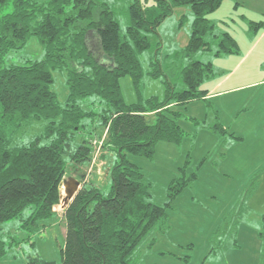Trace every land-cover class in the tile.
Instances as JSON below:
<instances>
[{
	"label": "trees",
	"instance_id": "1",
	"mask_svg": "<svg viewBox=\"0 0 264 264\" xmlns=\"http://www.w3.org/2000/svg\"><path fill=\"white\" fill-rule=\"evenodd\" d=\"M109 1L0 0V258L8 251L1 224L18 220L30 235L42 232L45 222L56 216L64 177L76 169L82 186L64 211L65 247L59 264H142L138 247L154 230L169 229L174 199L197 179L196 171L182 167L168 187L167 201L154 203L151 183L128 155L153 159L160 142L182 143L186 132L178 123L182 113L176 107L209 102L202 86L216 71L201 55L211 50L212 42L217 41L216 57L240 54L235 37L216 34L208 18L225 0H153L150 7L130 0L125 31ZM180 7H190L195 15L192 33L166 70L179 76L184 89L176 91L166 79L164 101L153 97L127 104L120 79L129 75L140 88L144 73L139 55L151 48L150 34ZM249 27L258 32L264 21H250ZM90 32L99 37L103 61L87 45ZM32 38L41 44L43 58L8 63V55L23 50ZM151 66L154 77L164 75L157 60ZM57 71L66 77L64 102L52 88ZM40 121L45 123L42 133L21 139ZM210 129L242 139L229 132L218 115ZM93 140L101 141L100 149L113 157L106 193L86 181L82 169L92 163L98 147ZM246 210L244 199L226 215L210 239L205 260L238 246L235 237ZM229 237L234 239L231 244ZM259 237V264H264V215ZM27 264L58 263L34 256Z\"/></svg>",
	"mask_w": 264,
	"mask_h": 264
},
{
	"label": "rangeland",
	"instance_id": "2",
	"mask_svg": "<svg viewBox=\"0 0 264 264\" xmlns=\"http://www.w3.org/2000/svg\"><path fill=\"white\" fill-rule=\"evenodd\" d=\"M140 1L147 7L153 5V0ZM131 2L109 1L123 31L129 23L127 9ZM194 18L190 7L177 8L158 27L157 33L150 34L151 48L139 55L144 73L140 88L134 85L129 75L120 79L122 95L127 104L146 103L153 97H156V101H164L166 79L174 85L176 91L184 89L179 76L168 74L166 69L189 42ZM208 18L216 25V34H232L240 47V54L232 55L231 58L216 57L217 41L212 42L211 50L201 55L204 62H213L216 76L210 81L223 79L233 72L234 78L232 77L225 88L236 84L234 80L239 85L254 84L228 96L233 103L231 111L236 119L233 131L242 139L236 140L229 134L220 135L210 129L218 115L215 101L197 100L176 107L182 113L178 123L186 132L179 146L160 142L153 159L128 155L151 183V201L157 204L167 201L168 187L182 167L188 172H197L194 186L185 188L172 203L169 229L166 232L154 230L138 247L142 264H212L217 261V257L221 264H259L260 261L262 241L259 229L261 215L264 214V29L254 32L250 29L249 22L264 21V0H225ZM87 45L98 61H103L104 55L96 32L89 33ZM43 55L44 51L38 39L32 38L23 50L10 53L7 61L10 64H24L29 59H41ZM232 57L237 62L243 58L234 71L233 67L221 66ZM156 60L165 72L160 77L152 75L151 62ZM245 74L247 78L241 79ZM54 79L52 88L61 102H64L68 95L66 77L57 71ZM44 126V122L35 123L21 135V139L42 133ZM94 139L98 140L99 136L95 135ZM100 145L98 143L96 151H93L91 165L82 169L86 181L96 184L106 193L111 187L109 172L113 157L104 149L99 150ZM79 173L76 169H71L64 177L61 202L54 209L56 216L45 222L46 227L42 232L30 235L20 227L18 220L1 224L8 251L0 258V264H27L28 259L34 256L61 263L66 235L64 211L71 201L67 199L69 191L76 193L82 186ZM244 199L250 209L238 225V234L235 237L241 247L231 252L232 261L229 260L230 255L223 257L222 254L211 255L205 260L213 233L236 203ZM153 237L155 243L148 249V241ZM231 241H234L233 237L228 238V244ZM173 242L183 245L175 248L172 246ZM168 250L174 253L165 255H171L173 261L170 256L162 255Z\"/></svg>",
	"mask_w": 264,
	"mask_h": 264
},
{
	"label": "crops",
	"instance_id": "3",
	"mask_svg": "<svg viewBox=\"0 0 264 264\" xmlns=\"http://www.w3.org/2000/svg\"><path fill=\"white\" fill-rule=\"evenodd\" d=\"M263 36H264V32H263ZM226 58H231V56H227ZM242 59L239 62H237V59H233V57H232V59H227V61H224V64H222L221 66L233 67L232 68V71H234V69L242 61ZM232 74H233V72H230L229 74H227L226 76H224L223 79H220L219 78L217 80L209 81L208 84L205 85L204 89H206L208 91L207 96H206L207 100H209L211 102H212V100L215 101V106H216L215 109H216V112L218 114L219 120L229 130V132H232V133L235 134V132L233 131L234 130L233 127H235L236 119L233 117L234 113L231 111V105L233 103L230 102V99H228V96L234 94L237 90H239V89H241L243 87H246L247 85H254V84L239 85V84H237V81L234 80L235 81L234 83H236V84H232L233 86L228 87V88H225V85H227L228 82H230L232 80V77L234 76V74L233 75ZM246 78H247L246 74L241 77V79H246ZM262 83H264V81ZM225 139H227V138H224V140ZM90 172H91V170H90ZM249 209L250 208L247 207V210L245 212V216H244L243 219H245L246 215L249 213L248 212ZM263 215H261V216H263ZM223 220H222V222H223ZM222 222H221V224H222ZM237 234H238V230H237ZM180 245H183V244H178V243H175V242L172 243V246H174L175 248H176V246H180ZM240 247L241 246L238 243V246L237 247L231 246L226 251L225 255H227V257L230 255L229 256V260L230 261H232L231 258L233 256V255H231V252H235L234 250H238ZM165 253L173 254L174 253L173 251H171V250L164 251L162 253V255H164V256H170L172 258V261L174 260L171 255H165ZM155 254H158V253L155 252ZM225 255H223V257H225ZM219 260L220 259L217 257V261H213L212 264H221V261H219Z\"/></svg>",
	"mask_w": 264,
	"mask_h": 264
},
{
	"label": "water",
	"instance_id": "4",
	"mask_svg": "<svg viewBox=\"0 0 264 264\" xmlns=\"http://www.w3.org/2000/svg\"><path fill=\"white\" fill-rule=\"evenodd\" d=\"M76 185H79V182H76ZM75 195V191L71 190L69 191V197L67 199L71 200Z\"/></svg>",
	"mask_w": 264,
	"mask_h": 264
},
{
	"label": "built area",
	"instance_id": "5",
	"mask_svg": "<svg viewBox=\"0 0 264 264\" xmlns=\"http://www.w3.org/2000/svg\"><path fill=\"white\" fill-rule=\"evenodd\" d=\"M98 142L97 141H95V144H97ZM99 145H100V143H99ZM101 146V145H100ZM99 150H100V147L98 148Z\"/></svg>",
	"mask_w": 264,
	"mask_h": 264
}]
</instances>
